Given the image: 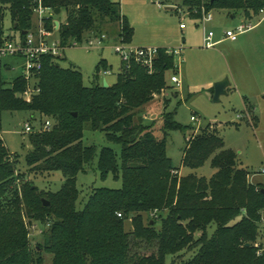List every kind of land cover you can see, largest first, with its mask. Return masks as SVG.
<instances>
[{
    "label": "trees",
    "instance_id": "trees-1",
    "mask_svg": "<svg viewBox=\"0 0 264 264\" xmlns=\"http://www.w3.org/2000/svg\"><path fill=\"white\" fill-rule=\"evenodd\" d=\"M175 1L193 17H199L202 5L204 13L227 11L249 20L264 9V0ZM38 2L64 14L57 30L63 48L83 42L90 34H103L105 22L118 23L119 43L131 42L133 29L109 0H0V46L14 37L23 40L22 33L34 28L33 9ZM5 9L13 35L4 29ZM55 17L44 20L46 30L53 29ZM58 58L42 59L29 101L24 99L28 79L19 75L8 80L0 72V121L5 112H29L41 123L51 124L48 130L28 134L26 168L34 174L60 172L64 179L61 189L48 199L37 195L36 187L19 188L16 182L23 176L15 174L17 156L11 157L0 140V264H46L43 254L51 257L48 264H167V258L194 250L184 264H264V246L254 245L259 237L264 242V186L248 182V171L238 167L235 153L224 149L215 128L208 125L186 141L181 157V166L190 170L210 160L213 176L178 177L166 155V139L169 132L188 128L174 120V112L149 125L135 121V110L159 93L167 72L177 70L175 58L158 48L151 73L132 60L127 67L120 63L115 83L106 88L98 83L100 74L109 71L105 61L96 67L92 86L85 87L81 73L60 68ZM244 104L245 111L252 113L247 100ZM156 124L161 139L154 135ZM85 127L103 132L107 141L119 146L118 164L115 152L103 148L97 169L103 175H119L122 186L92 191L79 211L76 175L96 155L94 146L83 145ZM23 208L44 228L35 247L30 246L21 219ZM143 214L158 215V221L145 222ZM128 220L130 232L124 228ZM211 224L215 230L207 238ZM196 233L201 235L195 239ZM140 243L150 250L134 251Z\"/></svg>",
    "mask_w": 264,
    "mask_h": 264
},
{
    "label": "rangeland",
    "instance_id": "rangeland-1",
    "mask_svg": "<svg viewBox=\"0 0 264 264\" xmlns=\"http://www.w3.org/2000/svg\"><path fill=\"white\" fill-rule=\"evenodd\" d=\"M118 6L129 26L133 29V36L129 44L132 48H181L180 56L175 57L177 70L175 73L165 74L164 85L157 94H153L151 100L141 108L135 110L136 118L141 117L143 124L149 125L154 119H159L164 113L174 112V120L182 127L188 129L169 132L166 139V155L170 159L174 169H178L177 176L182 177L194 173L198 177L210 179L215 170L210 166V160L198 169L190 170L181 166L182 151L186 141L195 136L202 128L210 125L216 130L217 136L222 140L223 147L231 150L237 156L238 167L248 171V182L262 184L264 186V14L246 19L240 14H229L227 11H209L211 21L203 25V5L199 17L190 16L186 8L175 0H109ZM172 8V10H166ZM197 9V10H198ZM197 10L191 14L197 15ZM64 14L54 18L59 24L63 23ZM35 26V19L32 17ZM240 25H249L251 28L237 37L236 41L225 38L227 31H235ZM11 22L8 10H4V29L8 35ZM103 34L107 36L104 48L86 49V42L79 46L65 48L57 64L60 68H73L81 73L82 84L85 87L92 86V77L100 61H105L108 72L100 74L99 84L103 79L108 86L116 81L119 71L120 56L115 53L114 46L119 45L117 33L118 23L105 22L101 25ZM212 32V48L203 46V33ZM56 38V34L54 35ZM6 63L13 69L5 72L4 76L10 80L22 74L24 61L20 58H8ZM174 75L179 80V85L172 84L169 78ZM227 78L232 88L226 96H221L219 102H213L214 85ZM29 93L24 97L29 101L33 94V87L38 78L32 76L28 80ZM252 108L248 113L244 106ZM249 114V115H248ZM197 119L196 122L190 120ZM34 118V119H33ZM42 123L39 117L32 116L29 112H5L0 121V140L11 157L17 156L16 175H22L16 184L30 185L37 188V195L48 199L50 193H57L63 185V177L60 172L50 174H34L25 166L24 155L30 149L27 141V133H24L25 125L38 130ZM140 123V124H141ZM160 125V122L158 123ZM154 133L158 139L162 138V132L158 125ZM158 127V128H157ZM84 146H94L96 155L93 160L84 166L83 171L76 175L75 186L78 199L75 203L77 210H82L88 197L94 190L121 189V178L111 172L103 175L97 169L98 154L103 148H110L115 152L118 164L120 155L119 146L107 141L103 132H93L84 128ZM262 222L264 211L262 212ZM143 220L158 221V215L143 214ZM165 213H162V217ZM21 219L28 228L30 246L35 247L41 241L40 234L43 226L30 219L24 208ZM125 231H131L130 221L125 222ZM159 229V225L156 226ZM215 225L211 224L207 230V238L214 233ZM200 233L194 235L195 239ZM260 235V232H259ZM264 242L259 239L255 246ZM134 251H149L145 244H135ZM192 252H180L173 258H167V264H184L192 258ZM45 263L51 261V257L43 254ZM172 262V263H171Z\"/></svg>",
    "mask_w": 264,
    "mask_h": 264
},
{
    "label": "built area",
    "instance_id": "built-area-1",
    "mask_svg": "<svg viewBox=\"0 0 264 264\" xmlns=\"http://www.w3.org/2000/svg\"><path fill=\"white\" fill-rule=\"evenodd\" d=\"M259 14H264V9L259 11ZM53 11L49 8H44L38 2L37 6L33 9V17L35 19V26L29 32H26L24 39L20 40L17 37L7 39L2 46H0V72H11L12 67L6 63L8 58H20L24 61L22 67V74L26 79L36 76L42 68V59L47 56L57 58L61 52L65 49L61 47L59 39L57 37V30L55 29L53 21V29L51 31L46 30L44 27V20L53 17ZM203 25L211 21L210 12L204 13L201 19ZM249 25H240L235 31H227L224 35L225 38L230 41H236L237 37L249 30ZM56 34V38L54 35ZM212 32L203 33V46L205 48H212L214 43ZM107 40L105 34L95 35L90 34L84 41L86 42V49H100L104 48V42ZM81 43H73L72 46H79ZM158 48H132L129 44H121L114 46L115 53L120 56V63L124 67H127L132 60L145 68L149 73L153 70L154 60L157 56ZM168 55H172L174 58L180 56L181 48H165ZM176 66V65H175ZM177 68V66H176ZM172 84L179 85V80L176 76L172 75L169 78ZM192 122H196L195 117H191ZM51 127L49 121H45L40 130H48ZM39 130V129H38ZM34 130L29 125H25L24 133L30 134ZM120 217V215L118 214Z\"/></svg>",
    "mask_w": 264,
    "mask_h": 264
},
{
    "label": "water",
    "instance_id": "water-1",
    "mask_svg": "<svg viewBox=\"0 0 264 264\" xmlns=\"http://www.w3.org/2000/svg\"><path fill=\"white\" fill-rule=\"evenodd\" d=\"M166 10H172V8H166ZM60 14V10L59 9H55L53 11V15L54 16H58ZM54 26H55V29L57 30L58 27H59V23L57 21L54 22ZM26 32H23L22 35H25ZM230 86V83L228 81L227 78L217 82L215 85H214V94H213V102L214 103H217L219 102V98L221 96H226L227 95V88ZM102 87L103 88H106L108 87L107 83L105 82V80L103 79V84H102ZM73 116H76V114H73ZM138 123L140 124L142 122V119L141 117H138ZM43 204L44 206H48V203L43 201Z\"/></svg>",
    "mask_w": 264,
    "mask_h": 264
},
{
    "label": "crops",
    "instance_id": "crops-1",
    "mask_svg": "<svg viewBox=\"0 0 264 264\" xmlns=\"http://www.w3.org/2000/svg\"><path fill=\"white\" fill-rule=\"evenodd\" d=\"M230 88H232L231 83H230V86L227 88V92L229 91ZM244 106H245V104H244Z\"/></svg>",
    "mask_w": 264,
    "mask_h": 264
}]
</instances>
